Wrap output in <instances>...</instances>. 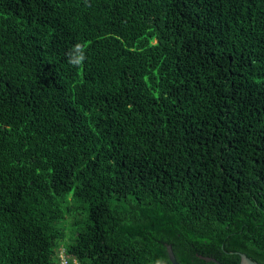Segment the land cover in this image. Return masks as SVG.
<instances>
[{"label": "trees", "instance_id": "obj_1", "mask_svg": "<svg viewBox=\"0 0 264 264\" xmlns=\"http://www.w3.org/2000/svg\"><path fill=\"white\" fill-rule=\"evenodd\" d=\"M167 244L264 264V0H0V264Z\"/></svg>", "mask_w": 264, "mask_h": 264}, {"label": "water", "instance_id": "obj_2", "mask_svg": "<svg viewBox=\"0 0 264 264\" xmlns=\"http://www.w3.org/2000/svg\"><path fill=\"white\" fill-rule=\"evenodd\" d=\"M166 249H167V258H168V261L170 262V264H180L175 258L172 246L167 244L166 245ZM238 255L240 256V263L239 264H260L258 262L253 261L252 259H250L244 253H238ZM199 258L204 260L205 262H211V263H214V264H221L220 262H218L216 259H214L212 257L199 256Z\"/></svg>", "mask_w": 264, "mask_h": 264}, {"label": "rangeland", "instance_id": "obj_3", "mask_svg": "<svg viewBox=\"0 0 264 264\" xmlns=\"http://www.w3.org/2000/svg\"><path fill=\"white\" fill-rule=\"evenodd\" d=\"M69 199L71 200V196L69 197ZM69 204H71V203L69 202ZM72 217L79 218L80 217L79 212H77V213L74 212Z\"/></svg>", "mask_w": 264, "mask_h": 264}, {"label": "built area", "instance_id": "obj_4", "mask_svg": "<svg viewBox=\"0 0 264 264\" xmlns=\"http://www.w3.org/2000/svg\"><path fill=\"white\" fill-rule=\"evenodd\" d=\"M63 264H67V262L64 261Z\"/></svg>", "mask_w": 264, "mask_h": 264}]
</instances>
